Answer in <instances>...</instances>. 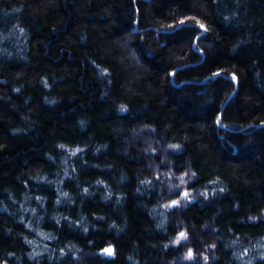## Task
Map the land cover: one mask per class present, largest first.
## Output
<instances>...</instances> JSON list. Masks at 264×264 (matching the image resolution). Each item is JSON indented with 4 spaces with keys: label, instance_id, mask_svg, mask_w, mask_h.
<instances>
[{
    "label": "trees",
    "instance_id": "obj_1",
    "mask_svg": "<svg viewBox=\"0 0 264 264\" xmlns=\"http://www.w3.org/2000/svg\"><path fill=\"white\" fill-rule=\"evenodd\" d=\"M0 264H264V0H0Z\"/></svg>",
    "mask_w": 264,
    "mask_h": 264
},
{
    "label": "rangeland",
    "instance_id": "obj_2",
    "mask_svg": "<svg viewBox=\"0 0 264 264\" xmlns=\"http://www.w3.org/2000/svg\"><path fill=\"white\" fill-rule=\"evenodd\" d=\"M176 202H172L171 205H174Z\"/></svg>",
    "mask_w": 264,
    "mask_h": 264
}]
</instances>
